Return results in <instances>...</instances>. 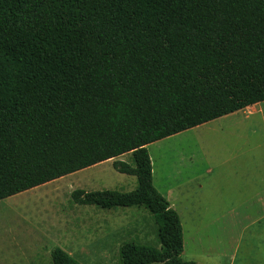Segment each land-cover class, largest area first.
I'll return each mask as SVG.
<instances>
[{"label":"trees","instance_id":"16d2710c","mask_svg":"<svg viewBox=\"0 0 264 264\" xmlns=\"http://www.w3.org/2000/svg\"><path fill=\"white\" fill-rule=\"evenodd\" d=\"M262 101L264 0H0V200L130 153L112 166L134 189L71 192L151 214L160 248L124 242L121 264H196L147 145Z\"/></svg>","mask_w":264,"mask_h":264},{"label":"rangeland","instance_id":"374dc122","mask_svg":"<svg viewBox=\"0 0 264 264\" xmlns=\"http://www.w3.org/2000/svg\"><path fill=\"white\" fill-rule=\"evenodd\" d=\"M146 148L153 185L160 193H167L180 218L183 260L264 264V204L250 196L252 184L229 169L221 180L204 171L218 164L264 162V101L252 112L244 109L219 117ZM121 158L130 162V153ZM131 180L135 177L116 171L112 163H103L1 199L0 264H51L50 252L56 246L81 264H121L118 249L124 242L160 248L156 224L147 209L129 207L133 215L137 208L147 212L142 218L146 230L141 237L128 226L106 235L109 210L80 205L71 198L77 185L89 191H129L134 188ZM186 189L189 201L183 197ZM86 214L89 223L87 218L84 221Z\"/></svg>","mask_w":264,"mask_h":264},{"label":"crops","instance_id":"0c3cea01","mask_svg":"<svg viewBox=\"0 0 264 264\" xmlns=\"http://www.w3.org/2000/svg\"><path fill=\"white\" fill-rule=\"evenodd\" d=\"M259 103H261V102H259ZM257 105H258V103H255L253 105L247 106V107L240 109V110L245 109V111L252 112L256 108ZM240 110H237L233 113H236ZM230 114H232V113H230ZM227 115H229V114H227ZM223 116H226V115H223ZM121 156H118L117 158L109 159V160H106L104 162L83 168V169L78 170V171H75L74 175L76 173H79V171H86V170L91 169L92 167H96V166L101 165L103 163H112L114 160H122ZM228 169L236 172V177L243 179L245 181V183L250 182L253 186V189L250 190V196H255L256 202L261 201V203L264 204V162L249 163V164H242V165L218 164V165H214V167L207 168L204 171L212 174V176L215 179L221 180V178L224 176V173ZM121 174H123V173H121ZM131 181H132L131 185L133 184V186L135 187L136 181L135 180H131ZM257 181L260 184L255 186L254 183H257ZM152 182H153V176H152ZM79 186L77 185V189H83L85 191H89V189L85 188L84 186H81V185H79ZM198 188L201 189L202 185L199 184ZM257 188H259V189H257ZM130 190H132V189H129V191ZM162 195L168 200L167 193L162 194ZM183 197L188 198L187 201H189L190 193H189L188 189L183 190ZM245 201L248 202L247 200H245ZM168 202H169V200H168ZM169 204L173 208V206L171 205L170 202H169ZM94 209H96V208H94ZM138 209L139 208L136 209V211H138V213L136 215H133V213L129 212L130 211L129 207H122L121 210H119L118 208L108 209L110 221L105 226L107 231L104 234L108 235L109 231L112 234V233L119 231V229H121L122 227L128 226V227L133 228V231H135V233L139 234L138 236L141 237L142 235H144V231L146 230V225H145L144 221H142V218L145 215V213H147V212H139ZM126 211H128V215L125 214ZM88 215L86 214V217L84 218V221H86V218H87V223H89V216ZM132 217H134V218H132ZM75 220H76V217H75ZM106 239L107 238H104V241H106Z\"/></svg>","mask_w":264,"mask_h":264}]
</instances>
